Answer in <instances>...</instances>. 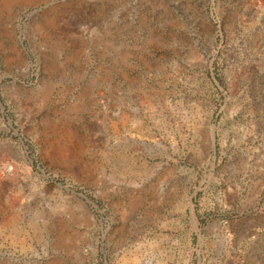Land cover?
I'll return each instance as SVG.
<instances>
[{"label": "rangeland", "instance_id": "374dc122", "mask_svg": "<svg viewBox=\"0 0 264 264\" xmlns=\"http://www.w3.org/2000/svg\"><path fill=\"white\" fill-rule=\"evenodd\" d=\"M13 1L0 264H264V0Z\"/></svg>", "mask_w": 264, "mask_h": 264}, {"label": "bare ground", "instance_id": "6f19581e", "mask_svg": "<svg viewBox=\"0 0 264 264\" xmlns=\"http://www.w3.org/2000/svg\"><path fill=\"white\" fill-rule=\"evenodd\" d=\"M4 1H6V3H7V1H13V0H4ZM19 1V0H18ZM23 1V0H22ZM13 2H15V1H13Z\"/></svg>", "mask_w": 264, "mask_h": 264}]
</instances>
